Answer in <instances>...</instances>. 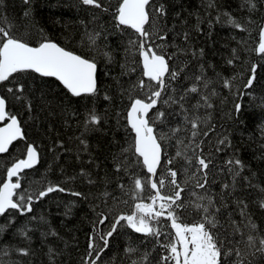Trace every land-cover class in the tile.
Wrapping results in <instances>:
<instances>
[{
	"label": "trees",
	"instance_id": "obj_1",
	"mask_svg": "<svg viewBox=\"0 0 264 264\" xmlns=\"http://www.w3.org/2000/svg\"><path fill=\"white\" fill-rule=\"evenodd\" d=\"M99 2L100 8L81 0H29L27 4L24 0H0V26L16 37L30 44L48 38L97 64L96 93L80 97L72 96L55 78L30 71L0 83L6 110L17 116L24 134L8 152L0 153V184L9 165L24 156L28 143L39 154L38 163L21 173V188L13 197L18 200L31 195L32 211L22 215L17 209H7L0 214V264H84L89 237H96L98 247L103 243L94 227L105 233L117 216L131 214L136 203H151L149 196L154 191L150 187L139 199L133 195V177L147 182L149 174L135 163L134 136L126 120L130 99L148 94L147 89L133 88L139 79L149 83L142 76L139 54L130 44L138 34L117 27L118 0ZM252 3L255 8L247 0H150L148 6L153 14L146 25L153 33L149 43L162 46L166 58L171 57L170 68L180 73L176 80L168 78V91L150 112L155 134L164 137L160 140L163 163L154 179L167 178L169 167L177 171L184 189L185 207L179 210L184 223L202 219L204 214L194 205L206 204L207 199L197 197H211L210 212L216 220L212 231L227 253L221 258L223 264H264V252L248 246L250 235L257 246L264 238V208L260 207L264 201V54L256 51L264 0ZM160 5L167 13L163 17L154 13ZM226 14L243 30L229 24ZM97 33L93 43L89 37ZM157 35L167 39L161 41ZM253 65L255 80L251 88H245ZM196 76L202 79L197 81ZM224 80L231 86L225 87ZM18 83L24 85L23 93L7 91ZM193 85L197 92L187 91ZM169 97L176 103L165 104ZM236 104L242 105L239 113ZM90 110L101 122L86 127ZM158 112L165 116L155 119ZM197 118L198 135L193 138L189 121ZM225 137L227 142L221 145L219 141ZM177 151L184 156L178 157ZM193 152H202L211 161L204 189L196 187L197 182L204 183L203 174L185 160ZM232 159H240L244 167L229 171L226 162ZM118 164L122 165L119 170ZM50 185L65 191L36 199ZM73 192L83 195L77 197ZM161 193L171 195V186L166 183ZM101 213L108 217L102 225L98 223ZM155 226L161 230L159 237L136 233L122 222L108 238L109 246L97 264H162L161 258L168 254L163 245L169 243L174 230L164 217ZM22 230L26 234H21ZM20 248L27 249L28 255H21ZM233 249L244 254L238 258L230 251Z\"/></svg>",
	"mask_w": 264,
	"mask_h": 264
},
{
	"label": "snow or ice",
	"instance_id": "obj_2",
	"mask_svg": "<svg viewBox=\"0 0 264 264\" xmlns=\"http://www.w3.org/2000/svg\"><path fill=\"white\" fill-rule=\"evenodd\" d=\"M27 4L29 0H24ZM84 5H93L100 8L102 5L99 0H81ZM251 8H255L252 0H247ZM150 0H118V7L115 10L114 18L117 22V27L125 26L131 28L138 34L137 40L130 41V44L136 49L139 54V63L142 66V76L146 77L149 83L144 79H139L133 88L140 90H148L146 97L136 96L130 99V107L127 110V123L134 133V143L131 148L134 149L136 156L135 163L142 166L150 174L147 182L141 177L134 176V190L133 195L140 198V193L144 192L146 188L154 191V195L149 196L151 203L139 202L135 204V210L131 214H121L116 217L115 222L111 224L110 230L105 233H100L98 228L93 229L99 239L103 242L102 246L98 247L96 244V237L90 236L88 243L87 258L84 264H97L101 253L109 246V237H112L122 222H126L127 227L133 229L136 233H142L147 236L161 235L160 228L156 227L161 217L170 221V227L174 230V236L170 234L169 243L163 245L167 250V255L163 256L162 264H223L222 256L226 255L222 251V241L212 231L216 227V220L213 213L210 212V207L213 205L211 197H197L198 200L207 199L206 204L195 203L194 207L202 211L204 214L199 222L184 223L181 219L179 210L185 207L182 198L183 188L178 182V173L173 168H168V177L153 179L157 176V170L163 163V147L160 140L164 137H157L152 126V118L150 117L151 110H154L158 103L163 99L164 94L168 91L170 85L168 78L176 80L179 72L170 68L169 61L171 57H167L160 45L153 46L149 41L152 39L151 33L146 25H149L153 19V14L148 10ZM154 13L160 17L167 15L163 5L154 9ZM28 13H25L27 16ZM228 15V14H226ZM227 22L237 28L243 30V26L236 22L230 15H228ZM91 35L89 39L95 43L96 36ZM161 41L166 40V35H157ZM187 39V34H185ZM259 53L264 54V26L260 29V42L256 49ZM235 52V50H234ZM229 64L233 61L230 59ZM33 72L39 74L41 77H54L63 87L74 97H80L85 94H95L97 91V64L93 60H89L81 55L69 51L61 47L57 43L48 38H44L37 45L33 46L29 42L16 37L11 31L3 26H0V83L7 82L15 74L24 72ZM135 71V68L132 69ZM252 73L245 88H251L255 80L256 66L253 65ZM195 79L200 81L202 76H196ZM207 84L205 83V87ZM224 86L230 87L231 82L224 80ZM197 87L193 85L187 91L195 93ZM9 93H23L24 85L17 84L15 88L9 87ZM16 99L21 97L16 96ZM105 99H108L106 96ZM207 102V97L203 98ZM183 100V97H181ZM176 103L169 97L164 100L165 104ZM7 101L4 96H0V122L7 120L3 126H0V153L9 151V146L19 139H24L19 120L16 115L10 114L6 110ZM211 107V105H208ZM31 107V105H29ZM183 107V105H181ZM242 105L236 104V112L239 113ZM165 116L164 112H158L155 119H160ZM101 122V117L94 111L90 110L85 117V126L97 125ZM192 137L198 135L199 119L190 120ZM173 134L177 131L173 129ZM204 136L208 132H203ZM227 142V137L221 139L219 143L224 145ZM83 143V141H82ZM192 141H189L191 144ZM178 144L183 145V141H178ZM185 148L188 145H183ZM199 148L200 145H195ZM128 152L129 149H125ZM217 151H220L217 148ZM176 155L184 156V152L177 151ZM185 160L190 166H196L198 171L203 174L204 183L197 182L196 187L204 189L207 181V170L211 161L204 157L203 153L193 152L191 156H185ZM39 161V154L37 148L29 143L26 145L24 158L17 159L7 168V179L0 184V214H4L7 209H17L22 215L32 211L33 197L31 195L21 196L18 200L14 199L16 190L21 188L20 175L25 169L33 168ZM229 165V171H235L236 168L242 169L244 167L240 159H232L226 162ZM172 164V160L168 161ZM121 164L117 165V169L121 168ZM236 175L239 173L236 172ZM195 176V173H193ZM16 178L15 182L12 178ZM91 182V181H90ZM166 183L171 186V195H162L161 189L166 186ZM225 187H228L225 185ZM60 191L65 189L59 185H50L46 189L40 191L36 199L45 197L48 193ZM74 196H82V193L73 192ZM195 195V194H194ZM260 207L264 208V201L260 203ZM218 211V209H217ZM108 219L101 213V219L98 221L100 225L104 224ZM254 228L255 225H252ZM21 234H26L23 230ZM55 234V233H53ZM248 246L255 247L256 251L264 252V238L259 239L258 246L255 243L253 236L248 237ZM128 251H134L129 248ZM239 258L244 252L240 249L230 250ZM21 255H28V250L25 248L18 249ZM95 257V259H92Z\"/></svg>",
	"mask_w": 264,
	"mask_h": 264
},
{
	"label": "water",
	"instance_id": "obj_3",
	"mask_svg": "<svg viewBox=\"0 0 264 264\" xmlns=\"http://www.w3.org/2000/svg\"><path fill=\"white\" fill-rule=\"evenodd\" d=\"M262 26H264V17H263V21H262V25H261V27H262ZM260 29H261V28H260ZM52 41H53V40H52ZM53 42H55V41H53ZM259 42H260V32H259V41H258V43H257L256 49L258 48ZM55 43H56V42H55ZM37 44H38V43H37ZM37 44H32V45L35 46V45H37ZM57 44H58V43H57ZM58 45H59V44H58ZM60 46H61V45H60ZM61 47H62V46H61ZM65 49H66V48H65ZM67 50H68V49H67ZM69 51H70V50H69ZM256 51H257V50H256ZM74 53H75V52H74ZM257 53H259V52L257 51ZM76 54H77V53H76ZM78 55H79V54H78ZM85 58H86V57H85ZM87 59H88V58H87ZM89 60H90V59H89ZM53 78H54V77H53ZM55 79H56V78H55ZM0 96H2V95L0 94ZM129 107H130V105H129ZM129 107H128V108H129ZM128 108H127V110H128ZM126 117H127V111H126ZM18 120H19V119H18ZM126 120H127V119H126ZM7 122H8L7 120H5V121H3V122H0V126H3V124H4V123H7ZM127 124H128V123H127ZM20 126H21V125H20ZM128 126H129V125H128ZM129 127H130V126H129ZM21 129H22V127H21ZM22 132H23V131H22ZM133 136H134V133H133ZM28 144H29V143H28ZM20 158H24V156H23V157H20ZM20 158H18V159H20ZM16 160H17V159H16ZM16 160H14L13 162H15ZM13 162H12V163H13ZM12 163H11V164H12ZM11 164H10L9 166H11ZM25 170H26V169H25ZM145 170H146V169H145ZM146 172H147V170H146ZM6 173H7V171H6ZM149 175H150V174H149ZM6 179H7V175L5 176L4 181H5ZM153 179H154V177H153ZM15 180H16L15 177L12 178V181H13V182H15ZM4 181H3V182H4ZM3 182H2V183H3ZM2 183H1V184H2ZM154 194H155V193H154ZM133 211H134V209H133Z\"/></svg>",
	"mask_w": 264,
	"mask_h": 264
}]
</instances>
